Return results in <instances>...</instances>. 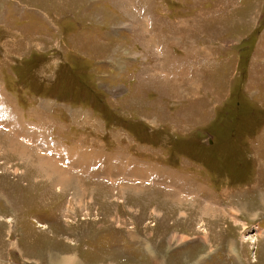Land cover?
<instances>
[{
	"label": "rangeland",
	"instance_id": "obj_1",
	"mask_svg": "<svg viewBox=\"0 0 264 264\" xmlns=\"http://www.w3.org/2000/svg\"><path fill=\"white\" fill-rule=\"evenodd\" d=\"M0 264H264V0H0Z\"/></svg>",
	"mask_w": 264,
	"mask_h": 264
},
{
	"label": "bare ground",
	"instance_id": "obj_2",
	"mask_svg": "<svg viewBox=\"0 0 264 264\" xmlns=\"http://www.w3.org/2000/svg\"><path fill=\"white\" fill-rule=\"evenodd\" d=\"M19 134H20V132H19ZM9 141L13 144V148L11 147L10 150H12L15 154H17V155H24L25 158L27 157L28 159H31V160H33V158H34L33 156H36L37 159L44 160V162H45L46 165L47 164L48 165H51L52 163H54L55 161L58 160V158H57L58 156H60V155L62 156V154H64L62 151H60L61 149L58 148V147L57 148L56 147H54V148L53 147H50V148H48L46 150H43L41 148V146H40L41 144L39 143V138L38 137H35V139H33V141H30L28 143L23 142L22 139L17 138V137H16V140L10 139ZM43 141H44V139H43ZM51 148L53 150H55L54 155L52 156L55 161H51V158L48 156V155H50L49 154V151H50ZM29 163H30V161H29ZM76 177H78V176H76Z\"/></svg>",
	"mask_w": 264,
	"mask_h": 264
}]
</instances>
